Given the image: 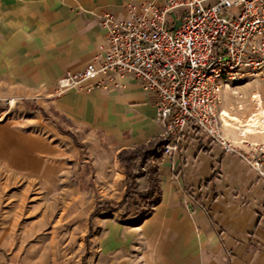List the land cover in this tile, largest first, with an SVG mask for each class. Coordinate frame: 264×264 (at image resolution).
<instances>
[{"label": "crops", "instance_id": "crops-1", "mask_svg": "<svg viewBox=\"0 0 264 264\" xmlns=\"http://www.w3.org/2000/svg\"><path fill=\"white\" fill-rule=\"evenodd\" d=\"M142 1L149 0H0V100L43 110L51 104L74 122L114 136L117 152L160 135L146 91L125 77L99 75L89 81V91L80 86L57 97L51 93L61 74L94 63L107 49L99 15L108 10L120 20L128 5ZM254 91L264 108V80L253 79L223 88L218 110L253 122L264 114L254 115L260 111L253 112ZM16 107H0V187L36 183L50 195L67 174L66 140L54 138L51 123L38 112ZM220 131L250 161L259 159L264 126L249 132L222 121ZM155 165L158 200L129 214L126 229L115 228L123 256L117 264H264V180L247 161L188 134ZM112 166L111 186L118 187L124 176L116 160Z\"/></svg>", "mask_w": 264, "mask_h": 264}, {"label": "built area", "instance_id": "built-area-1", "mask_svg": "<svg viewBox=\"0 0 264 264\" xmlns=\"http://www.w3.org/2000/svg\"><path fill=\"white\" fill-rule=\"evenodd\" d=\"M126 15H99L107 49L94 63L61 74L52 95L80 86L89 91L99 75L125 77L155 107L159 157L193 134L247 161L264 180V144L250 161L222 135L218 110L223 88L264 80V0H149L128 5Z\"/></svg>", "mask_w": 264, "mask_h": 264}, {"label": "rangeland", "instance_id": "rangeland-1", "mask_svg": "<svg viewBox=\"0 0 264 264\" xmlns=\"http://www.w3.org/2000/svg\"><path fill=\"white\" fill-rule=\"evenodd\" d=\"M251 99L257 107L253 112L260 110L254 115L264 113V108L258 107L260 98L255 91ZM18 105L19 110L23 106L25 111L38 112L42 121L51 123L54 138L66 140L62 150L68 156L64 167L67 174L64 180L56 181L57 189L50 195L36 183L29 189L19 181H11L5 190L0 187V264H117L122 245L115 241V228L126 229L127 216L133 212L128 205H122L111 211L100 208L89 217L97 203L114 204L123 197L124 178L118 187L111 186L115 160L124 176L116 159L115 137L95 126L74 122L51 104L43 110L22 100L16 104L0 100L2 108L16 111ZM262 116L246 123L257 124ZM156 156L151 157L149 165L156 164ZM142 169L145 173V167ZM134 180L127 193L129 204L140 202L147 189L145 174ZM134 255L130 254L133 260Z\"/></svg>", "mask_w": 264, "mask_h": 264}, {"label": "trees", "instance_id": "trees-1", "mask_svg": "<svg viewBox=\"0 0 264 264\" xmlns=\"http://www.w3.org/2000/svg\"><path fill=\"white\" fill-rule=\"evenodd\" d=\"M161 142L160 135H156L145 144H139L134 148H124L118 150L116 159L124 171L125 190L122 199L114 204L107 202L97 203L94 210L89 217H92L96 211L100 208H105L109 211L117 210L122 205H128L130 211L139 212L142 210H148L156 204L158 200V181L157 180V165H149V161L152 156L159 155V145ZM136 168V172H133V168ZM145 167V173L142 168ZM145 174L147 180V189L142 193V199L140 202L128 203L126 202L128 191L134 186L135 178Z\"/></svg>", "mask_w": 264, "mask_h": 264}, {"label": "bare ground", "instance_id": "bare-ground-1", "mask_svg": "<svg viewBox=\"0 0 264 264\" xmlns=\"http://www.w3.org/2000/svg\"><path fill=\"white\" fill-rule=\"evenodd\" d=\"M220 117L225 125L235 129L248 130L254 132L255 130H262L264 126V115L259 119L257 124L246 123L242 120L236 119L226 111L220 112Z\"/></svg>", "mask_w": 264, "mask_h": 264}, {"label": "water", "instance_id": "water-1", "mask_svg": "<svg viewBox=\"0 0 264 264\" xmlns=\"http://www.w3.org/2000/svg\"><path fill=\"white\" fill-rule=\"evenodd\" d=\"M178 25H179V20H177V21L174 23L173 28H175V27L178 26Z\"/></svg>", "mask_w": 264, "mask_h": 264}]
</instances>
